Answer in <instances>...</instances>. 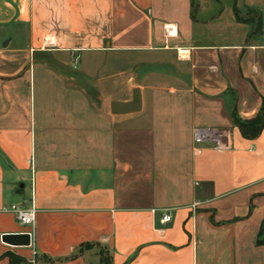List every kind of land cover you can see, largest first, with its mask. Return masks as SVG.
<instances>
[{"label": "crops", "instance_id": "0c3cea01", "mask_svg": "<svg viewBox=\"0 0 264 264\" xmlns=\"http://www.w3.org/2000/svg\"><path fill=\"white\" fill-rule=\"evenodd\" d=\"M262 101L264 0H0V264H264Z\"/></svg>", "mask_w": 264, "mask_h": 264}, {"label": "built area", "instance_id": "2783aa9c", "mask_svg": "<svg viewBox=\"0 0 264 264\" xmlns=\"http://www.w3.org/2000/svg\"><path fill=\"white\" fill-rule=\"evenodd\" d=\"M218 133H215L212 129H194L192 133V142L194 145H198L204 142H216ZM215 148H218L215 145ZM197 151V149H195ZM8 211H10L13 215L18 224L21 227L27 228L26 231H22L20 233H16L15 235H25L27 237V245L30 244V241L32 239V228L34 224V210L32 208H25L21 209L16 206H10L8 208ZM170 219V216L167 214H163L160 219L159 223L163 224L168 222ZM0 243L4 244L5 242L1 239L0 236Z\"/></svg>", "mask_w": 264, "mask_h": 264}, {"label": "water", "instance_id": "95a60500", "mask_svg": "<svg viewBox=\"0 0 264 264\" xmlns=\"http://www.w3.org/2000/svg\"><path fill=\"white\" fill-rule=\"evenodd\" d=\"M138 95L136 92H133V99L130 103H118L111 102L109 105L111 113L114 114H123L128 112H135L138 110ZM5 240H8L10 244L13 245H27V237L25 235H8L4 237Z\"/></svg>", "mask_w": 264, "mask_h": 264}, {"label": "trees", "instance_id": "16d2710c", "mask_svg": "<svg viewBox=\"0 0 264 264\" xmlns=\"http://www.w3.org/2000/svg\"><path fill=\"white\" fill-rule=\"evenodd\" d=\"M262 104H264V101H262ZM231 118L232 122L237 126L240 134L249 139L256 137L263 125V116L261 112H258L254 118L247 121H240L233 113Z\"/></svg>", "mask_w": 264, "mask_h": 264}, {"label": "rangeland", "instance_id": "374dc122", "mask_svg": "<svg viewBox=\"0 0 264 264\" xmlns=\"http://www.w3.org/2000/svg\"><path fill=\"white\" fill-rule=\"evenodd\" d=\"M262 233H261V239L262 240H264V226H263V228H262V231H261Z\"/></svg>", "mask_w": 264, "mask_h": 264}]
</instances>
